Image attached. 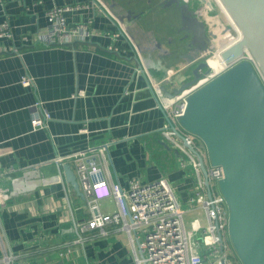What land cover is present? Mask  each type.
<instances>
[{"label": "crops", "instance_id": "obj_1", "mask_svg": "<svg viewBox=\"0 0 264 264\" xmlns=\"http://www.w3.org/2000/svg\"><path fill=\"white\" fill-rule=\"evenodd\" d=\"M143 1L0 0V30L7 20L12 33L0 37L8 49L0 52V259L9 254L15 264H134L115 225L107 235L93 231L84 243L75 241L77 223L90 212L59 164L76 169L78 153L106 147L112 176L124 187L137 177H166L181 200L193 193L192 165L183 167L184 155L163 139L161 104L194 77L206 53L176 43L174 34L152 43L158 29L150 17L117 19L129 9L138 12ZM203 1L190 0V7L205 19ZM65 4L81 5L66 13L67 20L92 19L93 34L85 42L46 46L39 40L47 32L46 11ZM171 19L160 21L162 33L175 29ZM24 75L33 85L22 84ZM38 99L52 117L35 129L32 105ZM100 207L112 212L116 203L105 198ZM199 221L205 225V214Z\"/></svg>", "mask_w": 264, "mask_h": 264}, {"label": "built area", "instance_id": "obj_2", "mask_svg": "<svg viewBox=\"0 0 264 264\" xmlns=\"http://www.w3.org/2000/svg\"><path fill=\"white\" fill-rule=\"evenodd\" d=\"M80 6L65 4L48 8L47 32L40 36L39 40L46 46L73 45L78 41H88L93 34V20L70 24L66 17L67 12ZM210 9L209 7L208 10ZM4 36H12L7 20L2 23L0 30V37ZM5 50L8 49L0 46V52ZM218 51L219 48L211 57H206L208 52L203 57L210 66L207 71L202 70L201 76L176 94L170 103L162 104L167 120L165 128L162 129L163 139L184 155L182 166L190 163L197 176L193 193L185 201L187 210H184L175 187L166 177L153 181H143L137 177L131 179L128 186L124 187L120 180L113 178L107 156L108 149L101 146L96 151L78 153L74 157L75 171L90 212L88 218L77 223L80 236L76 242L84 243L93 231L107 235L109 227L115 225L119 231H124L129 236L134 264H221L222 260L230 264L227 238L229 209L219 189V180L224 177L223 168L210 164L203 141L182 129L178 122L186 110L188 96L230 67V63L223 59H219L218 67L209 63L215 54L218 55ZM241 59L253 61L249 53ZM21 82L31 86L34 80L24 75ZM79 92L83 93V90ZM32 108L33 127L36 129L48 126L52 116L44 102L38 99ZM177 129L185 136L186 143L178 135ZM189 145L195 147L205 157L211 196L198 156ZM105 198L114 199L116 203L114 211L101 210L100 201ZM198 208L204 211L206 223L202 226L197 218L192 221V228L188 229L185 212ZM16 259L15 255L6 254L0 259V264H15Z\"/></svg>", "mask_w": 264, "mask_h": 264}, {"label": "water", "instance_id": "obj_3", "mask_svg": "<svg viewBox=\"0 0 264 264\" xmlns=\"http://www.w3.org/2000/svg\"><path fill=\"white\" fill-rule=\"evenodd\" d=\"M220 1L240 31V40L222 52L230 67L188 96L178 122L203 141L210 164L223 168L219 189L229 209V236L240 261L264 264V0ZM184 10L191 16L192 44L198 51H212L215 35L209 37L205 21L189 0H184ZM117 19L123 21L122 16ZM246 53L253 61L241 59ZM207 66L206 60L199 61L194 77L169 96L193 84ZM177 132L186 143L181 131ZM189 148L198 156L211 196L205 157L192 145ZM59 168L85 197L71 163L59 164ZM221 264L227 263L222 260Z\"/></svg>", "mask_w": 264, "mask_h": 264}, {"label": "rangeland", "instance_id": "obj_4", "mask_svg": "<svg viewBox=\"0 0 264 264\" xmlns=\"http://www.w3.org/2000/svg\"><path fill=\"white\" fill-rule=\"evenodd\" d=\"M205 2V4H204ZM211 4V6L208 4V3ZM203 5V9H204V12L206 13V11H208V15L209 16H217L220 18V20L222 21L223 24H225L227 26V28L229 29V33L227 34H224V38L223 40H221V42H218V39H217V42H214V45H213V50L210 54L206 55V57L208 56L211 57L212 55H214V52L217 51L218 48L220 47H225L226 45H228L230 42L232 41H235L238 37H239V32L237 31V29H235V27L231 24L228 16L226 15V13L223 11L220 3H218L216 0H204L203 3L201 4ZM211 8L210 10H208V8ZM138 8V7H137ZM139 9V8H138ZM156 13L155 14H152V15H149L148 17L145 18L148 19L150 17V19H152V21L156 24L154 25L152 28H155V29H158V30H161L160 28V21L162 20H169L171 19V14L172 12L168 13H163L159 10L155 11ZM164 14H167L166 16ZM208 19V18H207ZM171 20H173V22L176 20L178 21L177 17L175 18H172ZM209 21V20H208ZM174 22V23H175ZM210 25V23H208ZM207 24V27L209 28V25ZM233 26V27H232ZM210 27H212L210 25ZM152 28L150 30H147L148 33L151 32ZM210 29V28H209ZM213 29V28H211ZM210 29V30H211ZM146 31V29H145ZM211 32V31H210ZM168 34H174L176 37L179 35V33L177 32V28H176V25H175V29H172V30H166V33H156L155 36H152V43H154L155 40H164V37H166V35ZM212 34V33H211ZM211 38H213V36L211 35ZM215 39V38H213ZM216 41V40H215ZM220 41V40H219ZM224 50V49H223ZM219 52V51H218ZM217 56H214L210 59V61L213 60V58H215V60L217 62H211L210 64L212 66H217L218 67V64H219V60H218V57L216 58ZM204 59V58H203ZM206 60V59H204ZM210 66L208 65L205 69H203V71H207L208 68ZM199 139V137H198ZM200 140V139H199ZM201 141V140H200ZM202 142V141H201ZM203 143V142H202ZM205 154H206V151H204ZM207 157V155H206ZM183 208L184 210H187V205L185 203V201H183ZM196 218H199L200 220L202 218H204V213L202 212L201 209H196V210H193V211H186L185 212V222H186V225H187V228L188 229H191L192 228V221L193 219H196ZM121 236H118V238H120L125 245L128 246V250L130 252V254H132V258L134 260V255H133V251H132V248H131V245H130V239H129V236L126 232L122 231L121 232ZM227 238H228V245H229V248H228V253L229 254V261H230V264H242V262L240 261L239 257L237 256L236 252H235V249L232 245V242H231V239H230V236H229V230H227ZM209 264H212V263H209Z\"/></svg>", "mask_w": 264, "mask_h": 264}, {"label": "flooded vegetation", "instance_id": "obj_5", "mask_svg": "<svg viewBox=\"0 0 264 264\" xmlns=\"http://www.w3.org/2000/svg\"><path fill=\"white\" fill-rule=\"evenodd\" d=\"M110 1H111L112 4L116 3V0H110ZM178 2L179 3H177L176 1H172V0H144L140 4L138 12L134 13L132 10L129 9L126 14L122 15V17L124 18V20L125 19L132 20L133 18H138V19L144 20L149 15L155 14L156 13L155 11H157V10H159V11H161L163 13L172 12L171 17H173V18L177 17V19H178V21L176 20L175 25H176V28H177V32L179 33V35L177 37L174 35L173 39H176L175 40L176 43L186 42L185 44L190 46L189 48L194 49L195 51H198L197 46L192 44L193 34L188 29V25L191 22V19H190L191 16L188 17L187 13L184 10V0H181V1L179 0ZM126 3L130 4L131 0H127ZM208 4L211 6L210 3H208ZM164 15L166 16L167 14H164ZM201 19L205 21L206 26H207V24H208L207 23L208 22L207 19L206 18L204 19V17H201ZM209 28L211 29L210 25H209ZM209 28L207 27V34L209 35V37L212 34L216 35L212 31L213 29L210 30ZM155 32L156 33H162L161 30H157ZM217 39L218 38L212 39L213 43L217 42ZM175 41L172 40V38H169L168 42H167L168 46H171V45L174 46L176 43H173V42H175ZM155 45H156V47H161L160 43H155Z\"/></svg>", "mask_w": 264, "mask_h": 264}, {"label": "bare ground", "instance_id": "obj_6", "mask_svg": "<svg viewBox=\"0 0 264 264\" xmlns=\"http://www.w3.org/2000/svg\"><path fill=\"white\" fill-rule=\"evenodd\" d=\"M218 3H220V5H221V7H222V9H223V11L226 13V15L228 16V18H229V20H230V22H231V24L235 27V29H237V31L239 32V37L235 40V41H232V42H230L228 45H226V46H231V45H233L234 43H236V42H238L239 40H240V37H241V33H240V31L238 30V28H237V26L235 25V23H234V21H233V19H232V17L230 16V14H229V12L227 11V9L225 8V6L222 4V2L220 1V0H216ZM209 16V15H208ZM206 18H208V23H210V25L212 26L211 28H213V32L216 34L215 35V38H219L218 39V42H221V40H223V38H224V34H227V33H229V29L227 28V26L225 25V24H223L222 23V21L220 20V18L219 17H217V16H209V17H206ZM232 26V27H233ZM212 32V33H213ZM213 35V34H212ZM220 40V41H219ZM213 41V40H212ZM226 46L225 47H220L219 48V52H218V55H216L215 54V56H217L218 57V60L219 59H223L224 61H226L223 57H222V52L223 51H225L227 48H229V47H227L226 48ZM225 48V49H224ZM224 49V50H223ZM216 57V58H217ZM211 62H214V64H215V62H217L216 60H215V58H213V60L212 61H209V63H211ZM227 62H229V61H227ZM230 63V62H229Z\"/></svg>", "mask_w": 264, "mask_h": 264}]
</instances>
